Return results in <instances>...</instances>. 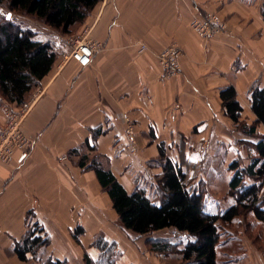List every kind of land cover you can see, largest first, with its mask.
<instances>
[{"label": "crops", "instance_id": "obj_1", "mask_svg": "<svg viewBox=\"0 0 264 264\" xmlns=\"http://www.w3.org/2000/svg\"><path fill=\"white\" fill-rule=\"evenodd\" d=\"M207 12L219 13L227 28L205 40L191 21ZM33 29L56 57L27 100L22 130L33 143L28 155L0 164V264H28L14 244L26 233L30 212L52 237L45 255L66 257L54 243L68 246L69 230L80 226L87 207L99 205L101 185L94 170L79 165L82 155L106 160L131 191L136 173L160 155V144L179 162L176 147L197 159L199 143L216 142L224 159L244 154L240 140L247 136L222 130L233 123L220 92L235 86L242 117L247 112L255 119L249 97L254 84L264 87V0H102L78 33L99 44L87 67L64 59L74 38L51 27L45 34ZM171 44L182 49L181 70L167 77L157 53ZM127 119L135 128L134 156L126 148Z\"/></svg>", "mask_w": 264, "mask_h": 264}, {"label": "trees", "instance_id": "obj_2", "mask_svg": "<svg viewBox=\"0 0 264 264\" xmlns=\"http://www.w3.org/2000/svg\"><path fill=\"white\" fill-rule=\"evenodd\" d=\"M101 1L0 0L6 3L10 11L36 18L65 35L85 23ZM55 57L53 45L49 41L39 40L32 28L0 16V96L5 101L16 106L24 104L32 89L52 70ZM220 96L226 115L247 136L240 143L249 158L247 165H243L238 156L228 164L231 174L228 195L234 199V204L223 213H210L207 210L208 190L205 182L201 178L194 182L197 175L190 177L181 161L166 157L154 184L159 200L156 203L148 196L146 188L138 184V178L135 187L129 191L111 169L102 165L99 156L90 163L87 155L79 159L81 167L95 171L98 182L108 194L125 229L142 235L174 229L195 236V240L188 241L183 247L167 237L150 238L151 249L162 254L176 252L181 255L182 264L225 263L220 257L226 255L225 249L230 245V228L245 227V233L252 236L251 230H257L254 227L264 224V132L259 130V127L264 128V87L254 84L250 88L249 100L255 115L250 124L242 120L243 107L237 98L235 86L223 88ZM197 130L195 128L194 131ZM159 149L161 155L166 156L165 145L160 144ZM34 215V212L29 213L27 231L14 244V251L22 261L40 259V250L50 243L48 234L41 222L34 220ZM249 215L254 220L244 223L242 217ZM73 234L80 241L83 228L77 226ZM262 234L264 231L260 230L254 239L259 240ZM114 243L101 237L94 244L96 253L85 252L84 264H115ZM47 263L67 264V260L50 255Z\"/></svg>", "mask_w": 264, "mask_h": 264}, {"label": "rangeland", "instance_id": "obj_3", "mask_svg": "<svg viewBox=\"0 0 264 264\" xmlns=\"http://www.w3.org/2000/svg\"><path fill=\"white\" fill-rule=\"evenodd\" d=\"M9 14L11 15V19L8 18ZM0 16L4 19H9L16 24H20L23 27L35 28L42 34L48 32L47 29L50 30L49 26H46L42 21L36 18L29 17L16 11H10L6 7L5 2H0ZM80 27L81 25L77 26L71 33H67L66 36H71V38L79 37L78 33ZM6 105L11 106L14 109H16L15 107L20 108V106H16L7 100L5 101V99L0 96V115L3 116V119H0V124L2 125L7 123V117L4 112V107ZM249 117L250 116L246 112V114L243 115L242 120L247 121V123L250 124L249 122H251L252 119ZM230 121L233 123L232 126H230L229 130L222 128L223 132L226 133L227 136L230 135L231 137L236 136L237 139L240 138L242 134H244L242 133L241 127L232 120ZM22 124L23 121L21 123V129ZM261 130L264 129L261 128ZM218 131H221V126ZM214 144H216V142H214ZM214 144L211 146L209 145L208 150V148L202 147L201 143H199L198 150L202 149V153H198L199 155L194 157L197 159L186 158V155L183 153L185 150L184 146H182V149L179 148V146L175 147L177 148V151L180 152V161L184 164L190 177L194 174L197 175L194 182H198L200 178L205 182L208 190L207 210L211 213H223L233 204L232 198L228 195L230 178L227 167L230 159L232 160L236 158L237 155L230 156V158L228 156V158L224 159L223 153L221 154L219 151V147L215 151L216 145ZM135 147L136 150H129L133 156L138 152L136 138ZM240 148H242L244 154H240L238 158H240L243 165H247L249 163V158L246 154L247 151L245 152L242 145H240ZM90 156L93 157L94 155L90 154ZM166 157L167 155L162 156L160 153L156 161H149V165L144 166L143 169L139 170L140 173H136L134 179L135 183L136 179H139L138 184L146 188L148 196L154 199L156 203H159V200L155 195L154 184L157 175L161 172V169H163L162 167L165 163L164 161ZM198 159H200V161L197 162ZM100 160L105 168L110 169L106 160L103 159V161L101 157ZM88 162L90 163V161ZM140 177L142 178L140 179ZM96 196L99 198V205L96 203L97 206L91 205L90 209L87 207L85 218L80 223V226L83 228V234L79 237L80 241H77L74 237L73 230L70 229V246H67L65 241L54 243L57 248L64 250V253L67 254L66 257L59 258L66 259L67 264H84L85 252L90 251L96 253L94 250H96L97 247L94 246V244L101 237H104L110 242L116 243H114L115 264H182V257L176 252L162 254L157 250L151 249V246L149 245L151 242L150 238L155 237L160 239L167 237L178 246L183 247L188 241L195 240V236L188 233L176 232L174 229L156 231L144 235L127 230L123 227L119 216L112 207V202L109 199L108 194L102 187L101 191ZM87 202L90 205L91 201L87 199ZM242 219L244 223H249L254 220L252 215L242 217ZM40 224L44 227L43 223ZM254 228L257 230H251L252 236L245 233V227L239 228L238 226H232L230 228L232 231V239L230 245L225 249L226 255L220 257V260L225 261V263L222 264H231L229 261L233 263L237 262V264H264V234H262L263 236L259 238V240L254 239V236H256L258 232L260 233V230L264 231V224L258 225ZM46 233L48 234L47 236L50 238L51 243L52 237L48 232ZM42 249L40 250V259L36 260L31 258L26 262L28 264H48L47 256Z\"/></svg>", "mask_w": 264, "mask_h": 264}, {"label": "built area", "instance_id": "obj_4", "mask_svg": "<svg viewBox=\"0 0 264 264\" xmlns=\"http://www.w3.org/2000/svg\"><path fill=\"white\" fill-rule=\"evenodd\" d=\"M191 27L197 34L205 40L210 39L215 34L226 30L227 24L223 17L216 12H207L203 16L194 17ZM72 50L64 56L66 61L75 60L79 66L87 67L91 65L95 50L99 44L89 38L88 34L71 39ZM148 49L146 44H141V50ZM182 49L177 44H171L164 50L157 53L160 64L163 66L164 75L167 77L176 75L181 70ZM40 90L33 95L32 103L40 94ZM31 103L26 101L18 109L6 105L4 112L7 117L6 124H0V164H8L16 159L26 157L32 147L31 139L21 129V123L27 115ZM126 134L128 150H136L134 124L127 119Z\"/></svg>", "mask_w": 264, "mask_h": 264}, {"label": "snow or ice", "instance_id": "obj_5", "mask_svg": "<svg viewBox=\"0 0 264 264\" xmlns=\"http://www.w3.org/2000/svg\"><path fill=\"white\" fill-rule=\"evenodd\" d=\"M9 19H11V15L9 14V17H8Z\"/></svg>", "mask_w": 264, "mask_h": 264}]
</instances>
